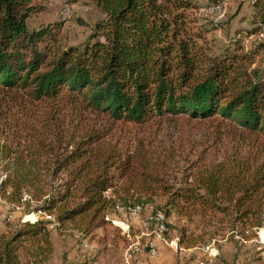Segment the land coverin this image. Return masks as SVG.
Wrapping results in <instances>:
<instances>
[{"label": "trees", "instance_id": "16d2710c", "mask_svg": "<svg viewBox=\"0 0 264 264\" xmlns=\"http://www.w3.org/2000/svg\"><path fill=\"white\" fill-rule=\"evenodd\" d=\"M93 1L105 19L90 41L66 48L59 24L29 28L42 9L36 0H0L1 198L86 236L118 213L117 203H151L142 196L155 181L178 215L225 214L232 231L250 232L246 238L264 229V80L243 65L238 42L216 53L197 44L203 36L182 14L192 0ZM87 114L136 124L185 115L209 122L234 150L219 161L197 160L175 187L155 177L166 163L145 148L124 154ZM50 223L6 222L0 264H23L21 252L38 240L48 246Z\"/></svg>", "mask_w": 264, "mask_h": 264}, {"label": "rangeland", "instance_id": "374dc122", "mask_svg": "<svg viewBox=\"0 0 264 264\" xmlns=\"http://www.w3.org/2000/svg\"><path fill=\"white\" fill-rule=\"evenodd\" d=\"M36 2L42 9L28 19L29 28L59 24L57 38L59 44L66 48L80 47L90 41L96 26L105 19L103 10L93 0ZM192 4L195 6L184 10L182 14L186 27L203 36L197 44L210 53H216L237 41L240 46L239 53L245 55L243 65L249 72H256L258 77L264 80V0H192ZM86 118L90 122L95 121L96 127L106 132V140L115 143L124 154L145 148L153 154L155 161L166 163L162 168L164 173L157 172L155 177L159 178L160 183L173 184L175 187L186 180L188 167L197 160L219 161L224 153L234 150L230 137L220 138L209 122L191 120L185 115L172 119L154 117L141 124L113 121L105 116L96 117L93 114H87ZM1 177L4 175L1 174ZM123 182L125 181H116L117 186ZM152 186L155 191L142 196H151V203L139 206L140 210L134 214L120 211L126 214L128 226L124 224L127 228L108 221L107 225L100 226L86 236L70 224L61 225L52 216L49 219L39 212L27 214L9 203L6 206L0 202V214L9 216L4 223H23L28 221L26 218L31 215V218H44L54 224L52 228L49 227L48 246L38 240L28 244V250L21 252L20 259L23 264H61L63 261L75 264L72 259L76 262L84 260L87 263L95 260L94 255L99 252L108 253L106 261L104 257L98 259L100 264H107L110 255L111 260H114L113 257L121 255L130 243V239L120 234L121 229L127 230L132 235V240L134 233L139 234L146 229L150 230L151 227L154 231L158 226L159 216L163 218L166 227L163 237L168 242L175 240L177 244V247H174L172 243L171 248L179 249L178 239L183 234L195 240L193 250H182L181 264H264L263 228L253 231L254 235L251 233V236L246 238L243 234L249 231L241 226H236L232 231L229 218L219 212L212 216L209 212L204 216L198 214L188 219L173 212L171 205L167 204L171 193L164 192L155 181ZM110 194L109 189L106 195ZM166 210H171L168 217L164 216ZM150 236L148 234L142 238L148 241ZM144 242L142 240L141 243Z\"/></svg>", "mask_w": 264, "mask_h": 264}, {"label": "crops", "instance_id": "0c3cea01", "mask_svg": "<svg viewBox=\"0 0 264 264\" xmlns=\"http://www.w3.org/2000/svg\"><path fill=\"white\" fill-rule=\"evenodd\" d=\"M0 202L6 206L9 205L4 199H1ZM3 215L4 214H0V234L5 233L7 230L6 223H4V220L2 219ZM125 216H126L125 213L118 212L116 214V213L112 212L107 216L108 217L107 220L109 222L117 223V224L121 225L123 228H127L128 225H127V222L125 220ZM104 225H107V223H105ZM154 229H155V227H154ZM154 231L152 230V227H151L150 230L146 229L145 231H142L139 234L134 233L133 234L134 238L131 240L132 235L127 230L121 229L120 234L122 236H124L125 238L130 239V243L125 248L124 252L121 254L122 258H121V255H119V256L116 255L113 257L114 260H111V255H110L107 264H181L182 263L181 259H182V255H183L182 250L191 251V250H193V248H195L194 247L195 245L185 246L183 244H179V249L171 248L169 246V244L167 243L166 239L164 237H160ZM148 234L151 235L148 241H150V243L153 244L157 250L156 256H150L148 254L147 250L145 249L146 242H148V241H145L146 238H142V236L146 237ZM141 239L143 240V242L144 241L145 242L141 243L142 242ZM132 247H136L139 249V260L138 261L132 260L130 262H126L124 259L126 251ZM97 254L94 255L95 260H93L92 262L86 263L84 260H79L76 262L75 259H72V262H75V264L76 263L82 264L84 262H85V264H92V263L93 264H100L98 259H101V257H104V261H106V258L108 256L107 252H102V253L99 252ZM59 261H60V259H59ZM69 263H71V262H69ZM61 264H67V262L63 261V263L61 262Z\"/></svg>", "mask_w": 264, "mask_h": 264}, {"label": "built area", "instance_id": "2783aa9c", "mask_svg": "<svg viewBox=\"0 0 264 264\" xmlns=\"http://www.w3.org/2000/svg\"><path fill=\"white\" fill-rule=\"evenodd\" d=\"M66 12V11H65ZM64 12V17H66L67 16V14ZM3 177H1L0 178V182H1V179H2ZM2 198H1V196H0V200H1ZM116 210L118 211V212H120V211H124V212H129V213H132V214H134V213H137L139 210H140V208H139V206H135V207H126V206H123V205H116ZM47 218H51V216L50 215H46V213H43ZM2 219L5 221V220H8L9 219V216H7V215H3V217H2ZM105 219L107 220L108 219V217H105ZM163 218L161 217V216H159V219H158V221H159V223H158V226L156 227V229H155V233L157 234V235H159L160 237H163V234L166 232V227H165V224H164V222H163V220H162ZM54 226V224H53V222H51V224L49 225V227L50 228H52ZM167 243L169 244V246H171L172 245V243L174 244V247H177V244H176V242H175V240H171V241H167ZM145 249L147 250V252H148V254L150 255V256H156L157 255V250H156V248H155V246L153 245V244H151V243H147L146 245H145ZM124 259H125V261L126 262H130V261H132V260H135V261H138L139 260V249L138 248H136V247H132V248H130V249H128L127 251H126V254H125V256H124Z\"/></svg>", "mask_w": 264, "mask_h": 264}, {"label": "bare ground", "instance_id": "6f19581e", "mask_svg": "<svg viewBox=\"0 0 264 264\" xmlns=\"http://www.w3.org/2000/svg\"><path fill=\"white\" fill-rule=\"evenodd\" d=\"M32 215H33V214H32ZM30 218H31V215H30V216L28 215V217L26 218V220H27V219H30ZM262 238H263V240H264V235H263V234H262Z\"/></svg>", "mask_w": 264, "mask_h": 264}]
</instances>
